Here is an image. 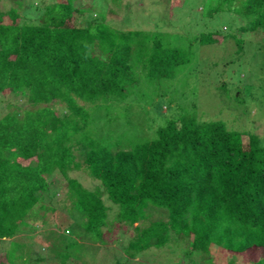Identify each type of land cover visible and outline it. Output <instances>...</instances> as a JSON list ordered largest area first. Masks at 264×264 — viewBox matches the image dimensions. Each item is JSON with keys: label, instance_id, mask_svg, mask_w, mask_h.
<instances>
[{"label": "trees", "instance_id": "obj_1", "mask_svg": "<svg viewBox=\"0 0 264 264\" xmlns=\"http://www.w3.org/2000/svg\"><path fill=\"white\" fill-rule=\"evenodd\" d=\"M74 1L42 6L34 22L19 21L17 8L0 10V93L23 96L30 106L19 111L8 101L11 108L0 116V240L52 212L47 200L54 197L49 189L56 171L68 186L69 217L83 235L103 244L116 228L133 230L122 248L129 260L183 238L184 255L210 256L211 248L221 247L233 264L259 251L255 264H264V135L229 128L219 118L237 106L224 103L213 108L220 111L216 117L205 119L180 91L176 114L147 138L151 120L127 106L108 105L148 101L153 92L143 87L157 91L159 81L177 85V75L195 65V45L230 38L238 58L244 41L232 29L264 35V0H205L198 17L213 29L179 35L119 30L99 17L102 11L91 19V7L78 10ZM220 16L226 23L212 25ZM208 60L214 68L220 62ZM242 85L239 79L235 90ZM212 90L225 101L244 103L242 96L227 95L225 82ZM55 102L64 112L57 113ZM70 172L86 173L96 184L85 186ZM151 207L166 210L167 219L138 225ZM10 242L0 264L15 263L20 245L9 249Z\"/></svg>", "mask_w": 264, "mask_h": 264}, {"label": "rangeland", "instance_id": "obj_2", "mask_svg": "<svg viewBox=\"0 0 264 264\" xmlns=\"http://www.w3.org/2000/svg\"><path fill=\"white\" fill-rule=\"evenodd\" d=\"M18 1L21 2L20 7L17 5ZM54 1L62 0H1L0 10L17 8V12L21 16L19 21L31 20L34 22L41 12V7ZM205 2V0H180V3L170 5V0H116V2L111 0H75L74 5L78 10L91 7L89 8L91 19H97L95 12L102 11L99 17L119 30L150 31L157 29L179 35L181 33L198 34L213 29L205 20L198 17L197 11H201V5ZM221 17L214 19L212 25L225 24L226 19ZM4 20L9 22L7 16H4ZM81 20L82 18L79 17V22L85 25V20H82L83 22ZM223 31L227 30L223 29ZM232 31L237 36H242L244 41V51L238 58L235 53H232L235 46L230 38L213 45H195V65L189 66L177 75L179 79L177 85L166 80L159 81L156 83L160 88L157 91L156 87L155 90L151 87H143L146 94L153 92V96L150 95V98L148 95V101L128 100L124 103L112 101L113 103L108 105L116 107L119 104L120 108L127 106L130 111L139 112L141 119L151 120V129H144L143 133L148 138L153 135L154 129L158 125L164 123L167 117L176 114L177 106H179L176 94L180 96L179 92L185 91L189 97L194 99L205 119L216 117L220 112L215 111L217 108L224 107V103L225 106L231 103L230 106H237V111L231 112L232 110L223 109L220 115L224 118L218 116L226 122L229 128L250 129L260 136L264 135V44L262 53L258 51V43L263 41L264 35L259 31L252 33H238L234 29ZM208 59L220 60V62L214 68L207 63L210 61ZM229 61L231 65L227 64ZM192 67H195V71ZM189 77L190 79H188ZM239 79L243 85L237 89L238 93L235 87ZM220 82L227 84V88L230 90V93L227 92L229 97L242 96L244 103H233L230 100L228 102L219 98L212 90V86L214 83ZM160 90L162 92H158ZM8 101L13 106L20 108L19 111L30 108L23 96H11L10 94L3 96L0 93V116L4 114ZM53 106L57 113L64 112L62 104L55 102ZM23 163L26 162L23 161ZM70 175L77 176L85 186L96 184V181L91 180L86 173L70 172ZM50 179L53 184L50 186L49 196L54 197L50 202V199L47 202L54 209L52 212H45L44 219L37 217L35 221L38 222L28 221L20 226L10 239L0 240V261L5 260V252L11 241L9 249L15 242L20 245L16 251L17 258L16 254L14 259L12 258L13 261L15 260L14 264H211V262L228 264L229 262V252L221 247L211 248V257L198 251L184 255L179 245L184 247L188 242L183 238L176 239L181 240L180 242L171 240L172 242H168L163 248L151 247L136 255L135 259L129 260L124 256L122 248L126 244L128 235L133 234V230L129 228L124 231L125 227L116 228L111 240H107L103 244L93 242L88 236L83 235V230L77 227L69 217L70 207L65 197L68 186L63 177L55 171ZM151 208L147 215L148 219L139 222L138 225H146L150 219H152L151 221L167 219L166 210ZM39 213H44V211ZM73 218L75 217L73 216ZM50 230L57 232V235L52 237V234L48 233ZM260 256L259 251L248 253L242 260L241 256L233 264H255Z\"/></svg>", "mask_w": 264, "mask_h": 264}]
</instances>
